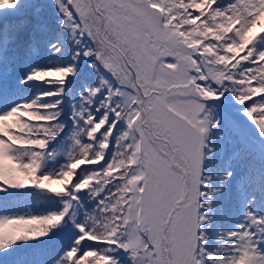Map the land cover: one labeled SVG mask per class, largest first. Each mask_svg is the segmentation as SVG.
Here are the masks:
<instances>
[{
    "label": "snow or ice",
    "instance_id": "1",
    "mask_svg": "<svg viewBox=\"0 0 264 264\" xmlns=\"http://www.w3.org/2000/svg\"><path fill=\"white\" fill-rule=\"evenodd\" d=\"M0 264H264V0H0Z\"/></svg>",
    "mask_w": 264,
    "mask_h": 264
},
{
    "label": "trees",
    "instance_id": "2",
    "mask_svg": "<svg viewBox=\"0 0 264 264\" xmlns=\"http://www.w3.org/2000/svg\"><path fill=\"white\" fill-rule=\"evenodd\" d=\"M33 206H35V205H33Z\"/></svg>",
    "mask_w": 264,
    "mask_h": 264
}]
</instances>
